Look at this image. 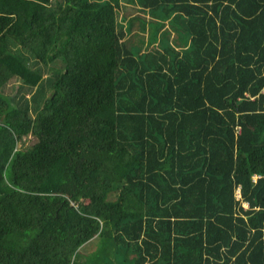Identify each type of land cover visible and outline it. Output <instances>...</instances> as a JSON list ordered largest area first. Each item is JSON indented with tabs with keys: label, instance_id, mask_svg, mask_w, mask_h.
<instances>
[{
	"label": "trees",
	"instance_id": "16d2710c",
	"mask_svg": "<svg viewBox=\"0 0 264 264\" xmlns=\"http://www.w3.org/2000/svg\"><path fill=\"white\" fill-rule=\"evenodd\" d=\"M0 264H264V0H0Z\"/></svg>",
	"mask_w": 264,
	"mask_h": 264
},
{
	"label": "rangeland",
	"instance_id": "374dc122",
	"mask_svg": "<svg viewBox=\"0 0 264 264\" xmlns=\"http://www.w3.org/2000/svg\"><path fill=\"white\" fill-rule=\"evenodd\" d=\"M127 8H128L127 10H129V12H133V15L140 14L141 16H144L146 18H150V15L148 13L144 12L143 10H140L139 8H136L138 11H134L133 6H131V5H128ZM149 34H150V29H148L146 32H144L145 39H148L150 37ZM163 41H164L165 44L167 43L166 40L163 39ZM159 42L160 41H154L152 44L153 45L154 44H158ZM237 129L239 131V128H237ZM36 140H37L36 137L30 134L28 136H25L23 138V143L20 142L18 146H23V147L30 146ZM255 227H256V225H253V228H255ZM97 246H98L97 240L93 239L89 243L85 244L81 248V251L84 252V253H89V252L93 251Z\"/></svg>",
	"mask_w": 264,
	"mask_h": 264
}]
</instances>
